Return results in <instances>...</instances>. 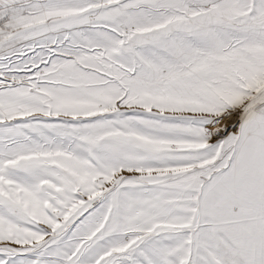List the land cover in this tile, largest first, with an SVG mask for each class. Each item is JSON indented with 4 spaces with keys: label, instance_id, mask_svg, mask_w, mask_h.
I'll use <instances>...</instances> for the list:
<instances>
[{
    "label": "snow or ice",
    "instance_id": "snow-or-ice-1",
    "mask_svg": "<svg viewBox=\"0 0 264 264\" xmlns=\"http://www.w3.org/2000/svg\"><path fill=\"white\" fill-rule=\"evenodd\" d=\"M0 264H264V0H0Z\"/></svg>",
    "mask_w": 264,
    "mask_h": 264
}]
</instances>
